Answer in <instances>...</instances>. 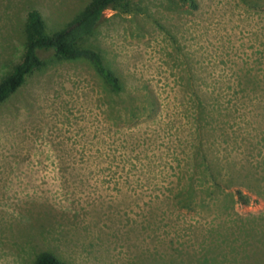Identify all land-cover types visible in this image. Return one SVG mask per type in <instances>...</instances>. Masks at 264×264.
Segmentation results:
<instances>
[{
    "label": "rangeland",
    "instance_id": "374dc122",
    "mask_svg": "<svg viewBox=\"0 0 264 264\" xmlns=\"http://www.w3.org/2000/svg\"><path fill=\"white\" fill-rule=\"evenodd\" d=\"M88 1L0 0V76L26 38L28 8L53 32ZM128 1L82 42L122 77L121 94L90 63L50 52L0 105V264H37L42 252L157 264V250L194 244L193 231L218 219L173 203L204 152L221 178L234 162L263 177L264 0ZM245 194L238 212L264 210Z\"/></svg>",
    "mask_w": 264,
    "mask_h": 264
},
{
    "label": "trees",
    "instance_id": "16d2710c",
    "mask_svg": "<svg viewBox=\"0 0 264 264\" xmlns=\"http://www.w3.org/2000/svg\"><path fill=\"white\" fill-rule=\"evenodd\" d=\"M193 1V0H192ZM195 2V0H194ZM128 0H89L80 12L63 28L50 32L42 11L37 6L25 14L26 38L18 55L5 66L0 76V105L9 101L27 83L28 79L46 64L45 53L50 52L65 61H86L92 65L106 89L121 94L124 90L122 77L109 67L100 50L82 44L100 26L107 9L126 8ZM196 6V4H195ZM253 80L258 81L257 76ZM252 83V79H249ZM254 86H257L254 83ZM207 113L206 110L203 111ZM260 140L256 144H260ZM199 171L202 179L196 181ZM256 168L247 162H234L231 178L219 177L223 169L214 168L207 154L194 164L189 181L181 193L173 197L174 206L186 212L198 209L216 211L217 221L209 228L201 227L194 236V244L170 241L166 251L157 256V264H264V210L259 213H240L236 204L247 205L246 192H253L264 201V174L257 177ZM259 172V171H258ZM261 172V171H260ZM234 189L232 191L231 189ZM157 253V254H158ZM37 264H67L50 252H42Z\"/></svg>",
    "mask_w": 264,
    "mask_h": 264
}]
</instances>
